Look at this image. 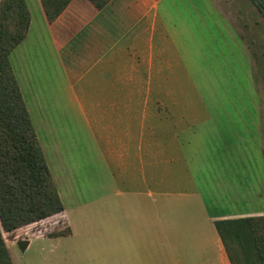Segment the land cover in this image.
Wrapping results in <instances>:
<instances>
[{
  "label": "crops",
  "instance_id": "crops-1",
  "mask_svg": "<svg viewBox=\"0 0 264 264\" xmlns=\"http://www.w3.org/2000/svg\"><path fill=\"white\" fill-rule=\"evenodd\" d=\"M26 4L28 31L8 58L32 123L31 108L37 116L44 157L48 164L44 146L54 148L59 177L112 185L105 213L117 209L111 228L119 231L123 261L231 264L214 221L263 213L207 207L200 186L206 110L199 96L184 94L188 38L170 3L109 0L98 8L71 0L53 21L40 0ZM61 214L67 218L65 208ZM128 224L135 257L127 260ZM206 247L214 256L202 254Z\"/></svg>",
  "mask_w": 264,
  "mask_h": 264
},
{
  "label": "rangeland",
  "instance_id": "rangeland-1",
  "mask_svg": "<svg viewBox=\"0 0 264 264\" xmlns=\"http://www.w3.org/2000/svg\"><path fill=\"white\" fill-rule=\"evenodd\" d=\"M26 1L32 5V0ZM167 1L175 24L188 38L190 83L184 94L191 100L199 96L206 110L200 124L206 136V181L200 186L207 207L211 212L264 215V17L250 0ZM43 149L67 218L60 213L3 231L13 263L129 264L123 261L119 231L111 228L117 226V209L105 213L106 203L113 200L107 194L112 185L89 176L59 177L63 168L55 169L54 148ZM67 221L71 234L53 236L68 226ZM126 226H131L124 231L128 260L135 257V244L132 224ZM26 239L30 243L22 251L17 242ZM185 249L194 254L195 248ZM212 249L204 253V248L202 254L214 256Z\"/></svg>",
  "mask_w": 264,
  "mask_h": 264
},
{
  "label": "trees",
  "instance_id": "trees-1",
  "mask_svg": "<svg viewBox=\"0 0 264 264\" xmlns=\"http://www.w3.org/2000/svg\"><path fill=\"white\" fill-rule=\"evenodd\" d=\"M71 0H40L53 21ZM103 7L109 0H90ZM264 17V0H250ZM25 0H0V264H14L3 231L59 214L64 205L44 157L8 55L26 36ZM231 264H264V215L217 219ZM69 226L52 233L65 236Z\"/></svg>",
  "mask_w": 264,
  "mask_h": 264
},
{
  "label": "water",
  "instance_id": "water-1",
  "mask_svg": "<svg viewBox=\"0 0 264 264\" xmlns=\"http://www.w3.org/2000/svg\"><path fill=\"white\" fill-rule=\"evenodd\" d=\"M27 244H28V240H20V241L17 242L18 247L22 251L25 249V247L27 246Z\"/></svg>",
  "mask_w": 264,
  "mask_h": 264
}]
</instances>
